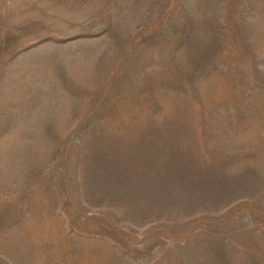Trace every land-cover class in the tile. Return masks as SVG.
<instances>
[{
  "label": "rangeland",
  "instance_id": "374dc122",
  "mask_svg": "<svg viewBox=\"0 0 264 264\" xmlns=\"http://www.w3.org/2000/svg\"><path fill=\"white\" fill-rule=\"evenodd\" d=\"M0 264H264V0H0Z\"/></svg>",
  "mask_w": 264,
  "mask_h": 264
}]
</instances>
